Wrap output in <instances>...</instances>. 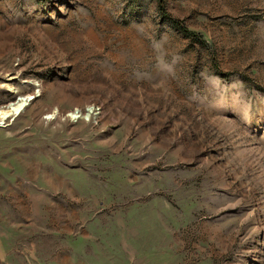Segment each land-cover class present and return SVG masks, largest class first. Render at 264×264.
<instances>
[{"label": "rangeland", "instance_id": "rangeland-1", "mask_svg": "<svg viewBox=\"0 0 264 264\" xmlns=\"http://www.w3.org/2000/svg\"><path fill=\"white\" fill-rule=\"evenodd\" d=\"M23 97L0 264H264V0H0Z\"/></svg>", "mask_w": 264, "mask_h": 264}, {"label": "bare ground", "instance_id": "bare-ground-1", "mask_svg": "<svg viewBox=\"0 0 264 264\" xmlns=\"http://www.w3.org/2000/svg\"><path fill=\"white\" fill-rule=\"evenodd\" d=\"M31 99L28 97L19 98V101H14V103H10L7 106H3L0 108V125L5 122L10 116L18 115L21 109L29 103Z\"/></svg>", "mask_w": 264, "mask_h": 264}, {"label": "trees", "instance_id": "trees-1", "mask_svg": "<svg viewBox=\"0 0 264 264\" xmlns=\"http://www.w3.org/2000/svg\"><path fill=\"white\" fill-rule=\"evenodd\" d=\"M160 2H162V0H159ZM164 8L162 7L160 10L162 11V12H164V10H163ZM170 19H171V21H172V23L175 25V26H177V27H179V29L180 30H182L184 33H188V34H190L191 33V31H189L188 30V28H186L185 26H180V24H179V20L178 19H175L174 17H171L170 16Z\"/></svg>", "mask_w": 264, "mask_h": 264}]
</instances>
